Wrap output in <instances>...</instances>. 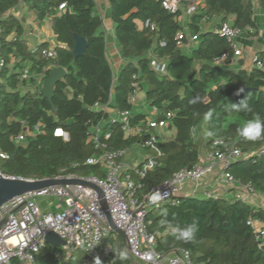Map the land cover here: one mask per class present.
I'll list each match as a JSON object with an SVG mask.
<instances>
[{
  "label": "trees",
  "instance_id": "trees-1",
  "mask_svg": "<svg viewBox=\"0 0 264 264\" xmlns=\"http://www.w3.org/2000/svg\"><path fill=\"white\" fill-rule=\"evenodd\" d=\"M65 9L58 11L60 4ZM264 7V0H259ZM190 4L196 8L189 14L188 31L181 25L182 10ZM22 7L39 21L50 19L53 33L61 45L54 49L55 58H45L46 44L29 50L21 19L11 13ZM109 15L114 25L116 43L125 65L115 75L106 57L103 19L96 0H0V53L4 68L0 77V173L6 177L29 180L57 176L104 177L100 165H86L91 156L102 151L87 141L95 127L100 129L99 142L108 150H130L140 143L139 137L124 135L119 122H111L110 114L94 109L96 103L116 112H129L131 124L149 115L134 111L131 96L136 87L143 92L147 110L156 109L159 120L173 113L166 131L160 132L156 143L162 156L157 166L144 179L135 180V198L141 200L182 169L201 163L214 140L236 147L245 155L264 147V134L257 140L239 136L243 124L259 116L264 119V50L256 53L263 69H230L233 47L226 38L203 29L205 21L229 22L233 27L254 29L252 0H181V10L171 14L158 0H108ZM216 25V26H217ZM153 27V30H151ZM184 33L182 41L178 33ZM86 39L88 47L81 57L74 58L73 35ZM197 41L189 43L188 36ZM264 42V32L262 33ZM182 44V46H179ZM191 44V47L189 45ZM226 56L223 64L216 60ZM152 61L164 64L165 72L157 73ZM51 66L63 67L67 74L54 87L52 105L41 91H19L26 80L43 82ZM246 89L241 99L234 93ZM246 98L249 110L229 111L231 104ZM211 116L206 119L207 114ZM41 125V133L15 143L14 137L25 129ZM68 135L65 141L55 130ZM168 133V135H167ZM171 133V135H170ZM108 138L105 139V136ZM146 155H151L145 149ZM235 182L249 185L253 193L264 197V156H249L224 169ZM249 220L264 228V208L250 201L225 197H179L177 204L166 203L158 208L147 207L144 222L147 232L155 238L160 255L182 250L193 264H264V241L257 239ZM195 224L189 240L177 239L173 229ZM111 248L104 260L111 264H133L123 239L112 232L104 241ZM126 252L121 259L119 253ZM80 252L79 256L75 254ZM60 259H55V254ZM12 264H18L16 260ZM35 264H99L82 249L63 255L61 246L45 241L35 256Z\"/></svg>",
  "mask_w": 264,
  "mask_h": 264
},
{
  "label": "built area",
  "instance_id": "built-area-1",
  "mask_svg": "<svg viewBox=\"0 0 264 264\" xmlns=\"http://www.w3.org/2000/svg\"><path fill=\"white\" fill-rule=\"evenodd\" d=\"M164 10L175 14L181 10V0H158ZM196 4H190L187 8L188 14L193 12ZM65 9V4L58 6V11ZM153 30V27H151ZM213 31L226 38L233 47V60L242 55V50L237 47V39L244 33L252 34L251 28L241 30L233 27L229 22L217 25ZM185 34L180 32L177 39L182 41ZM197 36H188V42H196ZM182 46V44H179ZM183 47V46H182ZM45 58H55V51L45 49L42 51ZM226 56L216 60L217 65L223 64ZM252 65L263 69L262 63L254 55ZM152 68L157 73H164L165 66L152 61ZM56 66H51V69ZM4 68V59L0 53V77ZM30 77L28 71H24L22 80ZM131 96L134 111H145V100L142 105L136 99L139 90ZM40 91V90H39ZM94 109L108 110V106L96 103ZM149 115L145 120L132 125V112H114L110 114L111 122H119L121 130L127 137L137 136L141 139L137 147L141 150L149 149L152 154L146 155L141 162L126 163L125 155L130 150H108L105 144L99 142L100 129L95 127L87 135V141L92 143L95 149H101L99 155L86 159V165H100L104 169V177H78L75 175L57 176L55 179H81L98 187L103 197L100 198L95 189L83 185H55L40 191L25 193L15 197L0 208V217L4 224L0 227V264H12L16 260L18 264H35V256L44 247L45 236L52 232L64 241L68 249L67 255L76 249H82L91 260L99 264H111L104 260L105 255L110 254L111 248L104 241L112 232L106 222L104 211L100 201L103 199L107 205L111 219L115 226L124 231L131 258L135 264H193L189 260L188 253L182 250L173 251L166 255H160L155 250V238L146 229L144 218L147 207L158 208L163 204H177L182 186L187 182L198 183L205 176L210 175L215 168L220 167L222 180L235 188V196L252 202L254 196L249 185L242 186L235 182L224 169L235 161L257 155L264 156V147L254 152L243 155L236 147L226 146L222 140H214L212 149L205 155L204 162L198 163L189 169H182L165 180L161 185L152 189L139 201L135 198L137 187L135 180H142L157 166V158L161 152L156 143L160 132L166 131L169 122L173 119V113H166L162 119H155L156 109L147 110ZM41 125L38 124L32 130L25 129L14 137L15 143H23L26 137L41 133ZM55 136L68 140V135L58 129ZM108 135L105 136V139ZM1 158H7L0 154ZM1 174V173H0ZM2 175V174H1ZM6 177V176H4ZM12 178V177H7ZM207 197H211L207 195ZM264 198V197H263ZM39 199H58L60 204L57 210H43L38 204ZM256 234V238L264 241V228L257 222H247ZM59 260L60 255L55 254ZM204 264V263H198Z\"/></svg>",
  "mask_w": 264,
  "mask_h": 264
},
{
  "label": "crops",
  "instance_id": "crops-1",
  "mask_svg": "<svg viewBox=\"0 0 264 264\" xmlns=\"http://www.w3.org/2000/svg\"><path fill=\"white\" fill-rule=\"evenodd\" d=\"M254 5V14L253 20L255 23V28L252 29L253 33L248 34L244 32L236 41L237 47L242 50V55L233 60V62L228 66L230 69L237 70V69H246L250 70L252 68V57L256 55V53L264 50V42L262 40V33L264 32V7H262L259 3V0H252ZM99 13L103 19V31L106 37V57L111 65V68L115 75H117L125 65V62L121 58L120 49L115 40L114 34V25L111 21L109 15V6L108 0H96ZM13 15L21 19V23L24 29V38L27 42V46L29 50H34L36 47L46 44V49L54 50L56 47L61 46L53 33L50 19L45 18L42 22L39 21L36 16L29 12L26 9H22V7H18L11 11ZM181 25L183 29L185 28L186 32L188 31V20L189 14L187 9L182 10V16L180 18ZM218 24L217 20L213 21H205L203 23V29L208 31H213V29ZM189 45V44H188ZM191 47V44L189 45ZM41 80L38 78L36 79L35 84H31L29 80H26L25 84L20 86L19 91L22 93L30 91H41L42 88ZM139 105H142L144 99L143 92H139L136 96ZM145 103V102H144ZM145 111H147V107L145 105ZM107 112L112 114L114 110L108 108ZM168 135V133H167ZM171 135V133H170ZM138 153H135L133 157L128 159H124L126 163H134V162H141L139 161V157H141L142 152L146 153L139 149L136 146ZM142 156V158H144ZM204 162V158L202 159ZM236 191L234 187L226 184L220 175V167H216L215 170L208 176H205L201 181L198 183L187 182L185 183L181 191L179 193V197H198V198H205L207 195L211 197H225L227 199H231L235 195ZM264 198L262 196H256L254 201L251 204L256 206H260L264 208ZM38 204L45 210H57L60 203H54L53 199H39Z\"/></svg>",
  "mask_w": 264,
  "mask_h": 264
},
{
  "label": "water",
  "instance_id": "water-1",
  "mask_svg": "<svg viewBox=\"0 0 264 264\" xmlns=\"http://www.w3.org/2000/svg\"><path fill=\"white\" fill-rule=\"evenodd\" d=\"M74 39V46L72 49V54L74 58L81 57L85 50L88 47V43L85 38L80 37L78 35H73ZM66 70L61 66L53 67L49 70L47 78L42 83L41 93L43 99L47 100L51 105V112L53 115H56L57 110L52 105V99L54 96L53 90L57 83L63 81L66 77ZM243 92L240 90L234 93V98L239 100L243 96V94L247 91L243 89ZM239 93V94H238ZM55 185H83L90 188H93L98 193L99 197L102 198L103 194L101 190L91 183H87L81 179H42V180H29V179H22V178H7L0 174V208L9 202L10 200L14 199L15 197L21 196L28 192L33 191H40L50 186ZM101 207L104 211V215L106 218V222L109 225L112 233L118 234L124 241L125 247L127 250L128 259H131V254L129 250V245L127 241V237L123 230L117 228L113 223L110 213L108 211L107 205L105 201L102 199L100 201ZM4 224V219L0 217V227ZM45 241L48 243H52L55 246H63L65 245L64 241L58 238L54 233L50 232L45 236Z\"/></svg>",
  "mask_w": 264,
  "mask_h": 264
},
{
  "label": "clouds",
  "instance_id": "clouds-1",
  "mask_svg": "<svg viewBox=\"0 0 264 264\" xmlns=\"http://www.w3.org/2000/svg\"><path fill=\"white\" fill-rule=\"evenodd\" d=\"M243 89H240V92H243ZM239 94V93H238ZM249 110V106L246 98L242 99L238 104H231L229 106V111H243ZM211 116V112H209L206 116V119ZM239 136L247 139V140H257L262 134H264V119L257 116L252 120L246 121L241 128L237 130ZM196 230V225L192 224L183 229L177 227L173 229V231L177 234V239L181 240H189L192 238L194 232ZM121 259L126 258V252L121 251L119 253Z\"/></svg>",
  "mask_w": 264,
  "mask_h": 264
},
{
  "label": "rangeland",
  "instance_id": "rangeland-1",
  "mask_svg": "<svg viewBox=\"0 0 264 264\" xmlns=\"http://www.w3.org/2000/svg\"><path fill=\"white\" fill-rule=\"evenodd\" d=\"M184 30H186L185 28H184ZM135 153H138V150L136 149V147H132L131 149H130V151L125 155V157H124V159H128V158H130V157H133L134 155H135ZM144 153L142 152V155H141V157H139V161H141L143 158H142V156L144 157ZM255 197L256 196H254V198L252 199L253 201H254V199H255ZM53 202L54 203H60L59 202V200L58 199H53ZM264 202V201H263ZM113 234H115V233H113ZM61 249H62V253H63V255H67V251H68V249L63 245V246H61ZM84 252V251H83ZM81 253L80 252H77L75 255L76 256H79ZM85 254V253H84ZM132 263L133 264H135L136 263V261L133 259L132 260Z\"/></svg>",
  "mask_w": 264,
  "mask_h": 264
}]
</instances>
